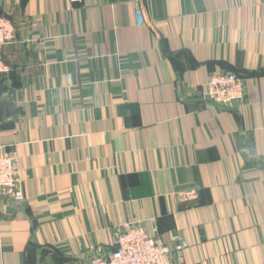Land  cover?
<instances>
[{"label": "crops", "instance_id": "crops-1", "mask_svg": "<svg viewBox=\"0 0 264 264\" xmlns=\"http://www.w3.org/2000/svg\"><path fill=\"white\" fill-rule=\"evenodd\" d=\"M0 264H89L128 220L185 264H264V0H0ZM141 16V18H140ZM247 104L213 106L212 74Z\"/></svg>", "mask_w": 264, "mask_h": 264}, {"label": "built area", "instance_id": "built-area-1", "mask_svg": "<svg viewBox=\"0 0 264 264\" xmlns=\"http://www.w3.org/2000/svg\"><path fill=\"white\" fill-rule=\"evenodd\" d=\"M141 18V16H140ZM17 29L9 16H0V77L9 76L12 69L2 56V50L15 43ZM245 80L235 73L212 74L203 94L204 101L221 108L233 109L247 104ZM22 172L16 156L0 147V199L22 202L24 199ZM113 250L107 256H93L89 264H170L175 251L157 237L153 238L143 221L128 220L116 232ZM175 240H179L178 236ZM187 246L176 249L179 262L185 264ZM171 257V258H170Z\"/></svg>", "mask_w": 264, "mask_h": 264}, {"label": "rangeland", "instance_id": "rangeland-1", "mask_svg": "<svg viewBox=\"0 0 264 264\" xmlns=\"http://www.w3.org/2000/svg\"><path fill=\"white\" fill-rule=\"evenodd\" d=\"M175 238H176V237H175ZM175 238H174V239H175ZM178 238H179V237H178ZM179 239H180V238H179ZM174 241L176 242V244L174 245V247H172V249L174 250V248H175V251H173L174 254L171 255L172 258L170 257V258H171V259H170V264H183L182 262L180 263L179 260H178V258H177V253H178V252L176 251V249L179 248L180 243H184V242L179 241V240H178V241H177V240H174ZM162 243H163V242H162ZM165 245H166V244H165ZM167 246H168V245H167ZM168 247H169V246H168Z\"/></svg>", "mask_w": 264, "mask_h": 264}, {"label": "trees", "instance_id": "trees-1", "mask_svg": "<svg viewBox=\"0 0 264 264\" xmlns=\"http://www.w3.org/2000/svg\"><path fill=\"white\" fill-rule=\"evenodd\" d=\"M4 15H5V16H9L8 14H5V13H4V14H0V16H4ZM6 47H7V46H6ZM4 49H5V48H4ZM4 49H3V50H4ZM3 50H2V51H3ZM2 53H3V52H2ZM5 61H6V60H5ZM6 63H7V62H6ZM7 64H8V65L11 67V69H12L11 73L9 74V76H5V77L9 78V77L13 76L14 71H13V67H12L9 63H7ZM5 77H4V78H5ZM239 77H240V76H239ZM241 78H242V77H241Z\"/></svg>", "mask_w": 264, "mask_h": 264}]
</instances>
